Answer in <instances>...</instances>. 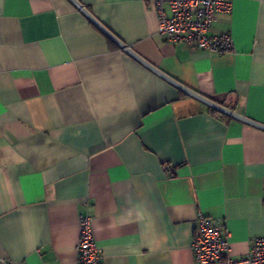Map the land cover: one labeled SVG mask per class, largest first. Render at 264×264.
Returning <instances> with one entry per match:
<instances>
[{
  "label": "crops",
  "instance_id": "0c3cea01",
  "mask_svg": "<svg viewBox=\"0 0 264 264\" xmlns=\"http://www.w3.org/2000/svg\"><path fill=\"white\" fill-rule=\"evenodd\" d=\"M78 1L165 74L264 123V0L218 13L224 54L166 41L146 0ZM108 40L68 0H0V260L76 264L86 216L101 264H195L200 214L243 258L264 236V130Z\"/></svg>",
  "mask_w": 264,
  "mask_h": 264
},
{
  "label": "built area",
  "instance_id": "2783aa9c",
  "mask_svg": "<svg viewBox=\"0 0 264 264\" xmlns=\"http://www.w3.org/2000/svg\"><path fill=\"white\" fill-rule=\"evenodd\" d=\"M157 13V34L172 44L183 43L190 50L205 49L219 54L231 52L233 42L226 33H211L218 13L230 11V0H146ZM76 264H101L102 252L92 237L90 219L80 217ZM192 253L195 264H264V236L250 240L248 254L238 260L229 255L228 231L223 223L198 216ZM0 264H22L2 258Z\"/></svg>",
  "mask_w": 264,
  "mask_h": 264
},
{
  "label": "water",
  "instance_id": "95a60500",
  "mask_svg": "<svg viewBox=\"0 0 264 264\" xmlns=\"http://www.w3.org/2000/svg\"><path fill=\"white\" fill-rule=\"evenodd\" d=\"M70 3H72L107 39H109L113 44H115L119 49L123 50L125 53H127L130 57L138 61L140 64L148 68L150 71L182 91L183 93L199 100L200 102L204 103L211 109L227 115L229 117H232L234 119H237L241 122H244L248 125L254 126L256 128L264 130V123L258 122L254 119H251L249 117H246L244 115H241L232 109H229L228 107L217 103L216 101H213L212 99L201 95L200 93H197L196 91L188 88L184 84L178 82L174 78L170 77L169 75L165 74L163 71L152 65L150 62H148L146 59L138 55L129 45L121 41L112 31H110L102 22H100L94 15L84 6L82 5L78 0H68Z\"/></svg>",
  "mask_w": 264,
  "mask_h": 264
},
{
  "label": "trees",
  "instance_id": "16d2710c",
  "mask_svg": "<svg viewBox=\"0 0 264 264\" xmlns=\"http://www.w3.org/2000/svg\"><path fill=\"white\" fill-rule=\"evenodd\" d=\"M108 42H109V44H110L112 47L115 48V44H113L110 40H108ZM212 110H213V109H212ZM213 111H215V110H213Z\"/></svg>",
  "mask_w": 264,
  "mask_h": 264
}]
</instances>
